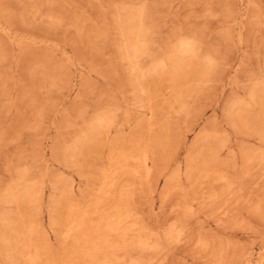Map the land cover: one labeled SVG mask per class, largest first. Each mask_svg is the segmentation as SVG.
I'll list each match as a JSON object with an SVG mask.
<instances>
[{"label": "rangeland", "instance_id": "374dc122", "mask_svg": "<svg viewBox=\"0 0 264 264\" xmlns=\"http://www.w3.org/2000/svg\"><path fill=\"white\" fill-rule=\"evenodd\" d=\"M30 263L264 264V0H0V264Z\"/></svg>", "mask_w": 264, "mask_h": 264}, {"label": "bare ground", "instance_id": "6f19581e", "mask_svg": "<svg viewBox=\"0 0 264 264\" xmlns=\"http://www.w3.org/2000/svg\"><path fill=\"white\" fill-rule=\"evenodd\" d=\"M101 119V118H100ZM102 127H103V125H102ZM106 128V127H105ZM107 132V131H106ZM108 133V132H107ZM108 134H110L111 135V132L110 133H108ZM102 135H103V133H102ZM102 135H100V136H102ZM113 137V136H112ZM108 138V137H107ZM109 140V139H108ZM112 140V139H111ZM107 142V141H106ZM110 142V141H109ZM142 142V141H141ZM104 143V142H103ZM111 143H112V141H111ZM92 144V143H91ZM105 144H107V143H105ZM108 145V144H107ZM110 145V144H109ZM108 145V146H109ZM111 147V146H110ZM112 150V149H111ZM113 151V150H112ZM115 153V152H114ZM124 154V153H123ZM123 154H122V156H123ZM147 155V154H146ZM120 156V155H119ZM118 157V156H117ZM120 158V157H119ZM123 158V157H122ZM110 159V158H109ZM113 159H114V156H113ZM144 160H146V159H144ZM150 160V159H149ZM118 161V160H117ZM113 163V162H112ZM130 163V162H129ZM146 163V162H145ZM128 168V167H127ZM123 175V174H122ZM110 176V175H109ZM106 177V176H105ZM11 182V181H10ZM112 182V181H111ZM108 184V183H107ZM105 190H106V187H105ZM126 207V206H125ZM130 213V212H129ZM130 222V221H129ZM112 223V222H111ZM110 225V224H109ZM113 225V224H112ZM115 226H116V224H114ZM113 227V226H112ZM112 227H108L109 228V230L111 231V230H113V228ZM125 230V229H124ZM105 236V235H104ZM119 244V243H118ZM142 245V244H141ZM146 244H144L143 246H145ZM146 247V246H145ZM30 260V259H29ZM31 262V261H30ZM94 262V261H93ZM33 263H34V261H33ZM95 263V262H94ZM30 264H32V263H30Z\"/></svg>", "mask_w": 264, "mask_h": 264}]
</instances>
